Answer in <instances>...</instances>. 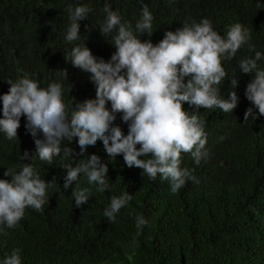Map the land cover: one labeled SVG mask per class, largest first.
<instances>
[{
    "label": "trees",
    "instance_id": "trees-1",
    "mask_svg": "<svg viewBox=\"0 0 264 264\" xmlns=\"http://www.w3.org/2000/svg\"><path fill=\"white\" fill-rule=\"evenodd\" d=\"M103 2L0 0V94L9 90L6 79L15 80L23 75L21 70L34 73L41 86H46L50 80L60 79L54 70L66 68L71 88L68 93L65 85V100L68 96L79 101L95 98L91 74L66 61L63 52L74 43L82 44L86 35L84 43L93 55L110 59L115 47L99 29L105 15ZM144 2L155 19L153 33L141 34V40L150 39L155 44L166 31L182 27L190 17L199 21L206 16L222 35L227 25L241 22L251 30L250 42L264 52V7L257 0ZM78 3H89L94 11L79 21L81 40L69 43L62 37L69 23L67 5ZM111 4L125 20L135 23L139 18V0H111ZM248 55L254 52L244 45L236 57L224 62L229 76L220 85V93L228 98L235 90L239 97L232 113L199 108L200 116L206 119L211 155L195 165L189 153H182V166L194 168L199 183L189 180L174 193L167 180L159 176L150 180L142 175L141 168L127 166L122 154L110 159L99 139L79 156L78 138L65 141L75 150V159L67 161L73 166L93 153L108 163L111 189L100 193L81 179L80 187H92L93 191L88 203L76 207L71 197L76 182L63 188L67 169L61 164L62 158L54 157L51 164L34 158L32 162L43 178L54 183L52 195L43 211L26 208L22 220L6 229V235L0 234V258L19 247L23 264H264V115L244 121L246 109L253 106L245 96L253 74L242 72L238 61ZM231 76L238 81L235 89ZM107 106L110 108V102ZM182 107L193 110L187 102ZM253 110L258 113L257 108ZM120 117L117 113L114 123L127 134V123ZM25 123L21 116L18 140H8L0 133V178L10 179L4 176L7 166L31 162L20 160L26 150L35 153L34 138ZM221 135L226 139L218 141ZM124 190L134 195L133 200L120 210L115 223L108 221L104 208L112 195ZM141 213L150 223L136 235L135 215Z\"/></svg>",
    "mask_w": 264,
    "mask_h": 264
},
{
    "label": "clouds",
    "instance_id": "clouds-1",
    "mask_svg": "<svg viewBox=\"0 0 264 264\" xmlns=\"http://www.w3.org/2000/svg\"><path fill=\"white\" fill-rule=\"evenodd\" d=\"M139 2L140 15L133 23L125 20L118 9L113 10L111 0H104L105 15L99 29L115 47L110 59L93 55L84 43L86 35L82 44L74 43L63 52L66 61L91 74L90 80L96 86L95 98L79 101L68 96L65 100V85L68 93L71 88L66 68L54 70L60 79L50 80L46 86H41L34 73L23 70V75L15 80L6 79L10 87L0 94V133L8 140H18L17 129L24 116L25 128L34 138L35 153L26 150L20 160L31 162L7 166L4 176L10 179L0 178V234L6 235V229L19 223L26 208L43 211L52 195L50 189L54 183L43 178L32 162L34 158L49 164L56 156L62 158L61 164L67 169L63 188L68 189L76 182L71 192L76 207L88 203L93 191L92 187H80L81 179L94 185L97 192L111 189L108 163L99 155H87L74 166L67 162L75 159V150L65 141L74 138H78L77 156L99 139L110 159L122 154L127 166L141 168L142 175L150 180L158 176L167 180L174 193L189 180L199 183L195 169L182 166V153H189L195 165L210 157L206 119L200 116L199 108H219L232 113L239 100L237 92L232 90L225 98L219 89L229 76L224 62L236 57L244 45L254 52L238 61L242 72L253 74L245 89V96L253 106L246 109L244 121L264 115V52L250 42L252 35L248 27L233 22L222 35L210 18L203 16L197 21L190 17L182 27L166 31L154 44L150 39H140L145 32L151 36L155 17L144 0ZM257 4L264 7L260 0ZM93 11L89 3L67 5L69 23L62 33L66 42L81 40L79 21L89 18ZM237 83L236 77L231 76L233 89ZM184 102L193 110H185ZM117 113L127 123V134L114 123ZM224 139V135L218 137V141ZM133 197L127 190L112 195L103 216L115 223L117 214ZM149 223L142 213L135 215L136 235ZM21 252V248H14L0 258V264H23Z\"/></svg>",
    "mask_w": 264,
    "mask_h": 264
}]
</instances>
